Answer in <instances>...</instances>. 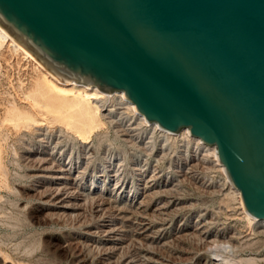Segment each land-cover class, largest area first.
<instances>
[{"label":"rangeland","instance_id":"1","mask_svg":"<svg viewBox=\"0 0 264 264\" xmlns=\"http://www.w3.org/2000/svg\"><path fill=\"white\" fill-rule=\"evenodd\" d=\"M26 62L0 48V264H264V225L185 129L166 139L118 98L87 126L37 116Z\"/></svg>","mask_w":264,"mask_h":264},{"label":"water","instance_id":"2","mask_svg":"<svg viewBox=\"0 0 264 264\" xmlns=\"http://www.w3.org/2000/svg\"><path fill=\"white\" fill-rule=\"evenodd\" d=\"M0 25L58 76L217 146L264 220V0H0Z\"/></svg>","mask_w":264,"mask_h":264},{"label":"bare ground","instance_id":"3","mask_svg":"<svg viewBox=\"0 0 264 264\" xmlns=\"http://www.w3.org/2000/svg\"><path fill=\"white\" fill-rule=\"evenodd\" d=\"M8 47L9 50H11L15 56H20L23 58V60L27 61V65H26V69H29L32 73L31 78L33 79V87H31L32 89V94H36L35 96H26L25 100L22 101V103L24 104V106L26 107V109H30L33 113H35L37 116H39V113L42 109H46L49 108L51 110V108L55 109V111L57 110L56 115L58 116V114H62V108L66 107V106H70L69 108H71L70 110L74 111V113L78 114L80 118H83V120H85V124L86 126L88 124L91 123V121H94L93 118V112H94V107H97V104H102V103H107L108 101H110L111 99L114 98H118V100L120 101L121 105H124L127 107L128 111H130L133 115V117L138 118V120L145 125L146 127H151L154 131H158L162 134H164L167 137H178L179 135L168 132L164 129H162L158 124L156 123H150L146 120L145 116H143L141 113H139L137 111V109L135 108L136 105L133 104L132 102H130L124 95V92H117L115 94L109 93V92H105L102 90H99L98 87L93 86L90 87L84 83H78L75 80H73V82L64 79L60 76H58L57 74H55L52 70L48 69L44 63L40 62L39 59L33 55L30 51H28L25 47H23L16 39L14 36H12V34L10 32H8L4 27H2L0 25V48L3 47ZM6 50V49H5ZM8 57V56H7ZM10 58V56L8 57ZM7 58V59H8ZM18 58V57H17ZM12 60V59H10ZM17 60V59H16ZM22 61V59H21ZM16 62V61H15ZM14 65V64H13ZM22 66V65H21ZM24 66V65H23ZM27 73V72H26ZM29 74V73H28ZM30 89V88H29ZM32 97H37V98H41V99H45L44 101H46L45 104L41 103L40 101H38L36 98H32ZM22 100V99H21ZM115 100H113L114 102ZM118 101V102H119ZM43 102V101H42ZM110 103L112 104V102L110 101ZM114 104V103H113ZM102 106V105H101ZM104 106V105H103ZM111 106V105H110ZM115 106V105H114ZM106 107V106H104ZM17 108V107H16ZM67 108V107H66ZM123 108V107H122ZM125 108V107H124ZM102 109V107L100 108ZM45 110V111H46ZM66 110H69L68 108ZM117 110V109H114ZM44 111V110H43ZM42 111V112H43ZM49 111V110H48ZM52 112H54V110H51ZM51 111L49 113H51ZM96 111V110H95ZM127 111V112H128ZM66 112V111H64ZM113 112V111H112ZM111 112V113H112ZM44 113V112H43ZM96 113V112H95ZM94 113V114H95ZM118 113V110H117ZM29 114V113H28ZM31 114V113H30ZM29 114V115H30ZM46 114V112L44 113ZM48 114V113H47ZM53 113H51L50 115H52ZM73 114V113H72ZM74 114V115H75ZM101 114V111H100ZM123 114V113H122ZM34 115V114H33ZM49 115V114H48ZM63 115H65L63 113ZM70 115V114H69ZM104 115V114H102ZM46 116V115H43ZM61 116V115H60ZM106 116V114H105ZM104 116V117H105ZM108 116V115H107ZM112 116V115H111ZM128 116V115H127ZM49 117V116H47ZM46 117V118H47ZM59 117V116H58ZM62 117V116H61ZM59 117V118H61ZM69 117V116H68ZM31 118V116H30ZM36 118V117H35ZM57 118V119H59ZM74 118V117H73ZM98 118V117H96ZM106 118V117H105ZM109 118V117H107ZM117 118V117H116ZM129 118V117H128ZM41 119V118H39ZM70 119V118H69ZM119 119V118H118ZM45 119H43L44 121ZM63 120V119H62ZM66 120V119H65ZM77 120V119H76ZM76 120H71L72 124L73 121L75 122ZM96 122H98L97 119H95ZM32 121V120H30ZM61 121V120H60ZM70 121V120H69ZM134 121V120H133ZM36 122V120H35ZM65 122V121H64ZM67 122V121H66ZM78 122V121H76ZM81 122V120L79 121ZM84 121H82L81 123H83ZM100 122V121H99ZM37 123V122H36ZM70 123V122H69ZM78 124V123H77ZM80 124V123H79ZM84 124V123H83ZM100 124V123H99ZM45 125V124H44ZM98 125V124H97ZM43 126V125H41ZM78 126V125H77ZM84 126V125H83ZM93 126V125H92ZM120 126V125H119ZM140 126V125H139ZM130 127V125H129ZM136 127V126H135ZM79 128V127H78ZM83 128V127H82ZM82 128H79L80 130H82ZM132 128V127H131ZM138 128V127H136ZM141 129H143L142 127H140ZM78 129V130H79ZM87 129V128H86ZM90 129V128H89ZM94 129V127H93ZM97 129V128H96ZM133 129V128H132ZM185 129V130H184ZM182 134L180 135H185L184 137H187L188 139H192L196 142V144L198 145V148L201 144V141L199 138H195L194 136L191 135L190 133V129L189 128H184ZM152 130V131H153ZM88 131V129H87ZM93 131V130H92ZM132 131V130H131ZM142 131V130H141ZM153 131V132H154ZM84 132V131H82ZM94 132V131H93ZM152 132V133H153ZM95 133V132H94ZM80 134V133H79ZM85 134V133H82ZM140 134V133H139ZM155 134V132H154ZM158 134V133H156ZM93 135V133H92ZM78 136V135H77ZM81 136V135H80ZM153 136V135H152ZM156 136V135H154ZM82 137V136H81ZM180 138V137H179ZM83 139V138H82ZM151 139V138H150ZM153 139V138H152ZM155 139V138H154ZM90 140V139H89ZM137 140V139H136ZM138 141V140H137ZM155 141V140H154ZM167 141V140H166ZM84 142V141H83ZM152 143V142H151ZM154 144V142H153ZM156 145V142H155ZM153 146V145H152ZM151 147V146H150ZM155 147V146H154ZM201 147V146H200ZM151 150V148H150ZM153 150V149H152ZM155 150V149H154ZM206 153H209L213 156V158L215 159V162L217 163V165L219 166V169H221L222 172H224L227 180L231 183V187L233 189H235L227 171L225 170V166H223L219 159H218V152H216L215 149H208V151H206ZM45 162V161H44ZM46 163V162H45ZM42 164V163H41ZM44 164V163H43ZM46 166V165H45ZM42 167V166H41ZM47 168V167H46ZM43 169V168H42ZM40 170V169H38ZM63 170V169H62ZM60 170V171H62ZM59 171V172H60ZM49 172V171H48ZM59 178V177H58ZM62 178V177H61ZM66 178V177H64ZM79 179V178H78ZM76 181V180H75ZM68 182V181H67ZM70 184V183H69ZM64 188V187H63ZM73 188V187H71ZM235 191V190H234ZM61 192V191H60ZM64 192V191H63ZM66 192V190H65ZM56 193V192H55ZM59 193V192H58ZM62 193V192H61ZM69 193V192H68ZM236 193L239 197L240 200V205H241V210H243V213L245 214L246 218L248 219V221L250 222L251 225H264V220H259L256 219L252 216H250L244 209L243 203H242V199H241V194L239 192V190H236ZM235 193V194H236ZM72 195V193H70ZM75 193H73L74 195ZM68 195V194H67ZM55 196V195H54ZM69 196V195H68ZM69 198V197H68ZM66 199V198H65ZM64 206V205H62ZM66 206V204H65ZM64 206V207H65ZM164 206V204L162 205ZM166 206V205H165ZM164 206V207H165ZM71 207V206H70ZM127 208V207H126ZM124 209V208H123ZM167 209V208H165ZM65 210V209H64ZM157 210V209H156ZM124 211V210H123ZM158 211V210H157ZM150 223V222H149ZM147 224V223H146ZM149 228V227H148ZM145 229V228H144ZM154 230V229H153ZM146 231V230H145ZM147 232V231H146ZM113 234V232H112ZM112 237V236H111ZM216 237V236H215ZM114 238V237H113ZM120 242V241H119ZM118 242V243H119ZM123 242V241H122ZM222 242V241H221ZM226 242V241H225ZM223 244V243H222ZM123 245V244H122ZM117 250V249H115ZM218 257H221V255H219ZM237 259V258H236ZM235 260V259H234ZM9 262V261H8ZM128 262V261H127ZM232 264L235 263H239V264H252L253 260L252 259H243L241 258L240 260H236V261H232ZM14 264V263H13ZM231 264V263H230Z\"/></svg>","mask_w":264,"mask_h":264},{"label":"built area","instance_id":"4","mask_svg":"<svg viewBox=\"0 0 264 264\" xmlns=\"http://www.w3.org/2000/svg\"><path fill=\"white\" fill-rule=\"evenodd\" d=\"M195 138H197V137H195ZM200 141H201V144H200L201 147L199 146V148H198V145L196 143H191V144L195 146L197 151H201L204 155L208 156V158L210 159V161L212 163L213 168H215L216 172L220 173V175L222 176L223 180H225L224 173L219 169V166L215 162V159L213 158V156L211 154H209V153H206V151H208V149H215L216 152H218L217 146L214 145L213 147H211L208 144L204 143L202 139H200Z\"/></svg>","mask_w":264,"mask_h":264}]
</instances>
